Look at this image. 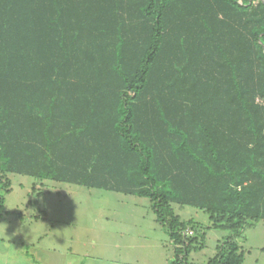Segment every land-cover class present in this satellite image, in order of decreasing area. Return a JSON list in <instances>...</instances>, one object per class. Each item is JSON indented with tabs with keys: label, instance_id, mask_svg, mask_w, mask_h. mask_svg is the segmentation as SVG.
<instances>
[{
	"label": "trees",
	"instance_id": "16d2710c",
	"mask_svg": "<svg viewBox=\"0 0 264 264\" xmlns=\"http://www.w3.org/2000/svg\"><path fill=\"white\" fill-rule=\"evenodd\" d=\"M263 46L264 0H0V173L148 198L171 264L206 238L171 204L195 207L230 232L205 264H242L238 232L264 222Z\"/></svg>",
	"mask_w": 264,
	"mask_h": 264
},
{
	"label": "rangeland",
	"instance_id": "374dc122",
	"mask_svg": "<svg viewBox=\"0 0 264 264\" xmlns=\"http://www.w3.org/2000/svg\"><path fill=\"white\" fill-rule=\"evenodd\" d=\"M0 176L9 180V191L4 193V188L1 190L5 197L4 208L8 210L5 214H8L7 217H0L1 237L12 236L11 230L14 225L17 227L13 223L18 222V214L25 218L19 220V224H24V230L33 236L50 229L42 239L46 244L61 246L66 240L65 236H71L82 241L94 238L96 245H99L116 230H123V240L135 245H131L132 249L135 248L134 251L140 258L159 264L164 254L169 252V256L171 255V242L156 222L148 198L51 179H36L28 174L10 172L5 175L0 173ZM171 205L181 220H190L196 225L197 230L193 231L190 238L195 239L197 244L200 233L205 231L203 247L192 250L186 262L205 264L214 255L217 243H221L230 232L209 228L208 215L200 209L175 203ZM44 213L48 216L45 219L47 221H39ZM29 216H39V219L33 217L29 221ZM52 218L60 219L65 226L59 225L58 221V224L52 225L53 228L50 227ZM114 235L116 238V233ZM244 235L247 237L242 243L245 249L244 264H254L256 261L257 264H264V253L253 250L250 255L247 254L249 245L264 244V222L260 220L254 227H246ZM89 244L88 242L87 246Z\"/></svg>",
	"mask_w": 264,
	"mask_h": 264
},
{
	"label": "crops",
	"instance_id": "0c3cea01",
	"mask_svg": "<svg viewBox=\"0 0 264 264\" xmlns=\"http://www.w3.org/2000/svg\"><path fill=\"white\" fill-rule=\"evenodd\" d=\"M4 210L8 213V210L5 208ZM7 216L8 214L5 217ZM13 217L15 216L13 215ZM33 217L29 216V221ZM22 218H24V215L17 214L18 222L13 223L17 227L15 228V225L13 226L11 230L12 236L10 238L0 236V264H156L146 258H140L137 255L134 251L135 248L132 249L131 245L133 244L123 240L125 234L123 230H116L114 232V234L116 233V238L112 234L104 238L103 243L99 245H96L94 238L90 239V241H82L80 239L76 240L71 236H65L66 240L63 241L64 244L58 246L56 244L52 245L42 242V239L50 232V229L48 232L41 233V235L33 236V234L24 230V224H19V220H22ZM34 218L39 219V216ZM47 218L48 216L44 213L41 218L42 220L39 221H47L45 220ZM13 221L16 222L14 219ZM58 221L60 222L59 225L65 226L60 219L52 218L50 227L58 224ZM244 230H240L236 236L240 251L243 252L242 264L245 262V249H243L242 243L247 239L244 235ZM163 232L166 234L164 230ZM168 239L171 242V255L169 256V252L168 254H164L159 264H171L170 261L173 257L174 244L169 237ZM88 242L90 243L89 246H87ZM133 246L135 247V245ZM249 248H247V254L249 255L253 250L264 253V244H251ZM254 264H257V261Z\"/></svg>",
	"mask_w": 264,
	"mask_h": 264
},
{
	"label": "built area",
	"instance_id": "2783aa9c",
	"mask_svg": "<svg viewBox=\"0 0 264 264\" xmlns=\"http://www.w3.org/2000/svg\"><path fill=\"white\" fill-rule=\"evenodd\" d=\"M192 233H193V229L192 228H190V227H187V228H185V230H184V232H183V234L185 235V236H190V235H192Z\"/></svg>",
	"mask_w": 264,
	"mask_h": 264
},
{
	"label": "water",
	"instance_id": "95a60500",
	"mask_svg": "<svg viewBox=\"0 0 264 264\" xmlns=\"http://www.w3.org/2000/svg\"><path fill=\"white\" fill-rule=\"evenodd\" d=\"M263 50H264V46H263Z\"/></svg>",
	"mask_w": 264,
	"mask_h": 264
}]
</instances>
